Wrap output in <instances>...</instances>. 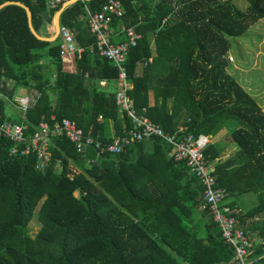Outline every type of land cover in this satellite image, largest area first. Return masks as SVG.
<instances>
[{"label": "trees", "instance_id": "1", "mask_svg": "<svg viewBox=\"0 0 264 264\" xmlns=\"http://www.w3.org/2000/svg\"><path fill=\"white\" fill-rule=\"evenodd\" d=\"M7 1L29 8L38 35H54L53 18L61 5L51 7L48 0H0V5ZM107 1H78L60 16L84 49L75 56L73 72L63 67L59 37L37 39L20 6L0 10V91L8 100L21 88L29 92L33 102L23 121L27 135L42 122L66 118L105 142L132 129L131 119L118 115L117 70L99 56L87 25V10L98 12ZM119 1L124 14L112 19L113 43L125 39L122 27L141 35L126 61L136 112L171 135L180 126L196 137H214L226 129L204 154L214 163L216 186L226 191L227 201L256 195L257 203L245 212L236 200L228 204L241 209V226L264 239V107L228 73L227 57L229 38L264 19V0H246V11L233 0ZM102 80L108 88L101 87ZM0 110L2 118L22 122L17 114L7 117L4 100ZM228 144L237 150L222 159L221 146ZM12 146L0 137V264L231 261L232 247L211 213L201 210L200 181L185 163L166 158L171 147L161 139L88 163L95 158L92 149L80 153L67 139L54 138L44 171L36 169L35 154L10 156ZM160 155L169 173L159 178L155 166ZM142 169L151 179L141 177ZM35 215L40 230L31 237L28 224ZM249 257L252 264H264V244L257 243Z\"/></svg>", "mask_w": 264, "mask_h": 264}, {"label": "built area", "instance_id": "2", "mask_svg": "<svg viewBox=\"0 0 264 264\" xmlns=\"http://www.w3.org/2000/svg\"><path fill=\"white\" fill-rule=\"evenodd\" d=\"M68 1L70 0H48V4L56 7ZM123 14L124 10L119 0H108L98 12L92 13L87 10L86 19L90 33L95 36L99 56L109 60L117 70L115 103L118 115L122 117L125 114L131 119L130 132L125 136L113 138L111 142H105L95 138L91 130L85 132L74 121L66 118L53 124L42 122L34 134L27 135V126L23 121L33 102L32 97L20 96L16 93L12 100H8L0 91V100H4L14 111L13 113L22 120L21 123H17L11 119L2 118L0 110V137L13 144L9 155L25 157L35 154L36 169L44 171L50 163L49 148L54 138L67 139L80 153L92 149L95 158L87 160L88 163L95 162L105 155H118L135 143L159 138L171 147L169 156L173 161L185 163L188 173L200 181L203 187L201 210L211 213L223 241L232 247L233 257L229 264H252L249 256L254 248L253 233L239 224L238 217L242 211L228 204L226 191L216 186L214 163L210 162L204 154L205 149L211 144V137L186 134L187 127L185 126L178 127L177 132L171 135L165 133L158 124L136 112L129 95L132 84L127 72L126 61L129 49L137 45L141 35L133 28L122 27L121 32L125 39L113 43L114 33L110 26L112 19L121 18ZM59 38L61 40L60 55L66 65L65 70L73 72L75 56L80 57L84 49L77 45L72 32L62 25H60ZM12 115L8 114L7 117ZM259 242L264 244V239Z\"/></svg>", "mask_w": 264, "mask_h": 264}, {"label": "rangeland", "instance_id": "3", "mask_svg": "<svg viewBox=\"0 0 264 264\" xmlns=\"http://www.w3.org/2000/svg\"><path fill=\"white\" fill-rule=\"evenodd\" d=\"M233 4L241 11H246L249 5L246 0H233ZM229 41L228 73L264 107V19L251 25L243 35L230 37ZM17 95H27L31 98L29 92L23 88L17 91ZM8 109H10L8 113H11L12 109L9 106ZM242 197L243 199L236 201H240L242 208L246 210L257 203L256 195L253 193L244 194ZM28 229L31 237L39 232L40 225L36 215L28 224Z\"/></svg>", "mask_w": 264, "mask_h": 264}, {"label": "crops", "instance_id": "4", "mask_svg": "<svg viewBox=\"0 0 264 264\" xmlns=\"http://www.w3.org/2000/svg\"><path fill=\"white\" fill-rule=\"evenodd\" d=\"M111 30L113 31V33H114V36H115V32H114V29L113 28H111ZM121 31V30H120ZM120 41H122L121 39H119ZM118 40V41H119ZM119 41V42H120ZM74 66H75V64H74ZM64 67V69H65V67H66V65H64L63 66ZM143 67V64H139L138 65V71H140L141 70V68ZM72 71H74V70H72ZM103 82V83H102ZM102 83V84H101ZM100 84H101V87L102 88H108V83L105 81V80H102L101 82H100ZM10 110V109H9ZM14 111L12 110V112L11 113H8V114H11L12 115V113H13ZM15 113H13V115H14ZM111 131V130H110ZM225 133H226V129H223V130H221L216 136H214V137H211V144H216V143H218V142H220L221 140H222V138L224 137V135H225ZM221 148H223V151H222V153H221V157L220 158H222V159H226L230 154H233L236 150H237V147H236V145L235 144H228V145H222L221 146ZM166 156V158H170V156H169V154H167V155H165ZM160 157V160H162V161H160L156 166H155V169L158 171V173H159V178L160 177H164L165 175L166 176H168L167 175V173H169V170H167L166 169V167H165V161H164V158L160 155L159 156ZM142 176V178L143 177H145L146 179H147V181L149 180V179H151V175H149V176H147L146 177V174H144V171H143V169H142V174H141ZM245 195H247V194H245ZM244 196V195H243ZM239 199H243V197L242 196H240V197H238V198H232V199H229L228 201H235V200H239ZM240 201H237V203L239 204V206L241 205L240 203H239ZM240 208H242V205H241V207ZM252 208V207H251ZM242 210L245 212V211H248L249 209H244V208H242ZM256 219V218H255ZM251 222H252V220H248V222H247V224H251ZM256 233L257 232H253V245H254V249H255V246H256V244L257 243H259L258 241L259 240H261V239H259L258 237H256ZM253 249V250H254ZM263 257V256H262ZM252 258V257H251ZM253 259V258H252Z\"/></svg>", "mask_w": 264, "mask_h": 264}, {"label": "water", "instance_id": "5", "mask_svg": "<svg viewBox=\"0 0 264 264\" xmlns=\"http://www.w3.org/2000/svg\"><path fill=\"white\" fill-rule=\"evenodd\" d=\"M78 1H91V0H70L67 3L63 4L61 6V8L54 15V18H53L54 35L50 38L42 37L36 33L35 29L32 26V22H31V11L25 5H23L19 2L7 1V2H4L3 4L0 5V10L3 9L4 7L10 6V5H17V6L22 7L26 11V15H27V19H28V27H29L31 33L39 40L53 42L59 37V31H60V25H61L60 16H61L62 12L67 7L71 6L72 4H74ZM222 1H226V0H222Z\"/></svg>", "mask_w": 264, "mask_h": 264}]
</instances>
